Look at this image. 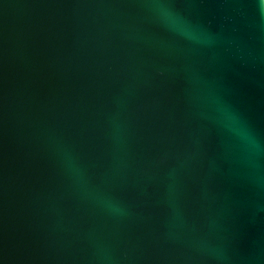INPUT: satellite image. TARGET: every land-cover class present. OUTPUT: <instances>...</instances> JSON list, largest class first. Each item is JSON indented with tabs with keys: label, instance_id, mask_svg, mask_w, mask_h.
I'll return each mask as SVG.
<instances>
[{
	"label": "water",
	"instance_id": "obj_1",
	"mask_svg": "<svg viewBox=\"0 0 264 264\" xmlns=\"http://www.w3.org/2000/svg\"><path fill=\"white\" fill-rule=\"evenodd\" d=\"M0 264H264V0H0Z\"/></svg>",
	"mask_w": 264,
	"mask_h": 264
}]
</instances>
